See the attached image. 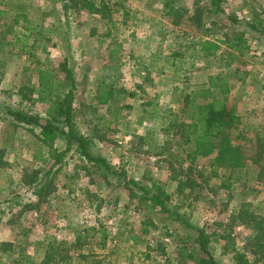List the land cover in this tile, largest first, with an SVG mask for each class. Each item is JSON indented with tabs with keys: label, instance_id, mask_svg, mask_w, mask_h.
Returning a JSON list of instances; mask_svg holds the SVG:
<instances>
[{
	"label": "rangeland",
	"instance_id": "374dc122",
	"mask_svg": "<svg viewBox=\"0 0 264 264\" xmlns=\"http://www.w3.org/2000/svg\"><path fill=\"white\" fill-rule=\"evenodd\" d=\"M168 4L189 10L180 24L165 15ZM221 5L212 14L209 0H0V244L11 243L0 246V264L38 263L53 240L77 244L70 254L85 257L76 264H193L180 253H195L199 229L220 264H236L233 249L264 264L247 250L252 234L237 216L247 209L264 223V154L220 166L214 154H196L183 131L191 99L234 107L230 135L247 157L264 131V34L248 27L264 26V0ZM196 9L207 36L186 20ZM15 13L30 21L24 47L9 40L25 24L13 23ZM40 69L56 79L69 71L74 127L104 164L61 131L40 134L8 114L24 109L44 121ZM219 73L226 92L209 87ZM155 193L163 206L151 203Z\"/></svg>",
	"mask_w": 264,
	"mask_h": 264
},
{
	"label": "trees",
	"instance_id": "16d2710c",
	"mask_svg": "<svg viewBox=\"0 0 264 264\" xmlns=\"http://www.w3.org/2000/svg\"><path fill=\"white\" fill-rule=\"evenodd\" d=\"M224 1L225 0H209L207 13L215 14L223 12L221 4ZM88 5L91 7L94 6V3L89 1ZM188 12L189 10L186 8L175 7L174 5L168 4L165 15L173 16L174 19L172 20V24L176 25L180 24L183 14ZM20 14H22L23 18H20ZM20 14H14L13 23L17 24L20 20L23 21L25 23L22 27L23 31L13 32L9 40H12L14 44L20 43V46L24 47L26 41L28 40V36L31 34L29 30L31 29V26L27 17H25L23 13ZM201 14V9H196L187 15L186 20L196 22L198 27H201L202 35L207 36L209 34V29L208 27H204ZM230 18L232 21H236L235 17ZM51 26L44 27V29L47 32L51 31ZM248 27L264 34V26L261 25L260 21L255 20L248 22ZM239 37L240 36H238L237 39H240ZM247 48V45L243 43L242 45L236 47V50H246ZM196 52L198 58H200V51L199 53L198 51ZM109 56H113V51H110ZM221 75L222 74L219 73L209 76V87H215L221 92H226L228 88ZM60 85H63L61 89H59ZM73 89L74 83L70 79L69 71L66 72L63 79H56L51 71L40 69L38 71V85L35 101L43 103L47 106L45 113L46 118L44 121H42V117L39 114L32 113L24 109L10 108L8 109V114L18 123L38 127L40 129V134H49L55 131H61L64 134L67 145L72 141L75 142L79 154L85 156L92 162H100L104 164L102 159L94 158L88 153L86 148L90 145L89 139L79 134L77 129L74 127ZM104 93H111V90H104ZM188 108L191 109V118L189 122L185 123L183 131L185 133V141L192 144L193 151L196 154L200 156H209L214 154L211 158L213 163L215 162L220 166L231 169H235L243 165L247 159L253 160V163H257L262 159V154H264V143H261V141L264 139V131L259 133V136L257 137V151L251 157H247L239 145L233 144L230 131L238 123V116L234 107H230L223 101L214 99L209 102H194V100L191 99L189 101ZM58 124L66 126V130L61 129ZM241 136L244 137V134ZM257 179L264 181V167L262 165L258 171ZM150 200L153 205L162 204L163 206V202L156 193L150 196ZM237 216L240 217L242 223L245 224L251 231L252 237L246 243V247L248 248L247 250L254 256V262H264L263 219H258L259 216L247 209H240ZM195 242L197 243V249L194 250L195 253L193 251L185 250V252L187 251L186 255H184V252L180 253L181 258L186 257L191 259L194 261L193 264H220L214 259L209 250V235L203 229H199L197 231ZM10 245L11 243L0 244L3 248L2 250L4 251H7L9 249L8 246ZM44 247V255L41 261L30 264H76L73 261L75 258L79 259L85 257L84 253L81 252H78L75 255L72 253L70 254L69 251L71 249H73V252L75 253V249L78 248L76 243L72 244L66 241L53 240L52 242L46 243ZM233 251L236 264H251L244 252L235 249H233ZM21 261H28V259H21ZM21 261L18 260L14 264H21Z\"/></svg>",
	"mask_w": 264,
	"mask_h": 264
}]
</instances>
